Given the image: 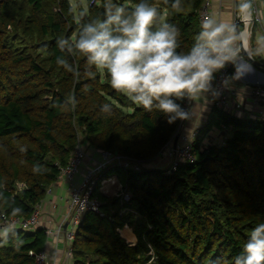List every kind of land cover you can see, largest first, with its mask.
<instances>
[{
  "label": "trees",
  "instance_id": "trees-1",
  "mask_svg": "<svg viewBox=\"0 0 264 264\" xmlns=\"http://www.w3.org/2000/svg\"><path fill=\"white\" fill-rule=\"evenodd\" d=\"M133 6L139 0H114ZM204 0H182L176 12L164 0H149L180 29L178 51H187L200 31ZM102 0H87L74 11L69 0H0V217L27 218L45 198L77 142L145 162L138 171L108 166L93 195L103 215L85 212L74 228L73 264H234L257 223L264 222V123L214 107L208 125L229 128L222 144L193 141L195 162L173 172L156 156L183 120L169 124L116 93L106 72L86 75V57L68 56L77 74L56 64L63 55L58 36L74 38L77 19L101 15ZM95 71V69H93ZM75 95L76 106H64ZM186 101H177L186 109ZM111 105V112L102 106ZM159 162L158 164L154 165ZM39 163L42 174L33 172ZM159 169V170H157ZM125 173L129 198L107 197L101 182ZM125 225L136 236L127 242ZM133 236V234H132ZM134 241V236L132 237ZM45 229L0 234V264H35L30 252L46 244Z\"/></svg>",
  "mask_w": 264,
  "mask_h": 264
},
{
  "label": "clouds",
  "instance_id": "clouds-1",
  "mask_svg": "<svg viewBox=\"0 0 264 264\" xmlns=\"http://www.w3.org/2000/svg\"><path fill=\"white\" fill-rule=\"evenodd\" d=\"M164 3L168 4V0ZM102 5L103 12L95 19L85 20L86 10L79 13V31L74 38L57 37L56 47L63 55L56 56V64L78 75L67 57L83 55L89 78L106 72L116 93L148 112L157 110L169 124L193 115L194 107L186 110L177 101L187 100L196 106L209 94L219 97L222 90L254 72L251 61L255 57H264V35L257 33L254 43L250 38L245 48L238 25L224 22L215 14L205 15L192 46L178 51L180 29L167 22L162 11L149 0H139L133 6L102 0ZM171 9L183 11L182 0H172ZM236 11L240 21L246 22L251 37L253 0H238ZM229 65L233 72H224ZM76 103L73 94L65 99L64 106L70 104L74 108ZM101 110L110 113L111 105L105 103ZM44 170L39 163L33 165L34 173L42 174ZM22 211L21 207H13L12 215ZM10 230H3L5 237ZM214 264L225 262L217 258ZM234 264H264V222L252 228L241 252L234 257Z\"/></svg>",
  "mask_w": 264,
  "mask_h": 264
},
{
  "label": "built area",
  "instance_id": "built-area-1",
  "mask_svg": "<svg viewBox=\"0 0 264 264\" xmlns=\"http://www.w3.org/2000/svg\"><path fill=\"white\" fill-rule=\"evenodd\" d=\"M211 0H204L202 3L198 18L199 23L205 15H211L210 12ZM254 19L252 26L260 24V18L257 13V8L254 5ZM237 18L238 14H237ZM240 21V19H239ZM244 25V32L246 36H249V31L246 30V22H239ZM251 26V27H252ZM232 66L229 65L224 69V72L230 73ZM219 83V77H217L216 84ZM238 93L236 89L229 88L222 90L219 97H214V106L228 112L230 109V100L233 97H237ZM250 98L256 104H260L264 98V81L256 82L251 85ZM189 101H186V109ZM238 107V104L236 105ZM264 123V116H259L256 118ZM177 141L174 143L173 138L165 144L158 152L156 159L159 162H164L162 167H165L166 172L170 173L175 171L179 166L192 164L195 162L196 158L193 154V141L196 139L198 131L196 129L185 133L177 132ZM99 160L95 163L92 169H88L80 183H75V178L80 172V168L86 157L85 148L80 142L74 146L70 153L68 162L64 167L60 169L59 175L56 181H63L66 185V193L68 197V210L67 218L72 226L68 231L63 229V225L59 224L54 228L45 229L46 236H52L56 239L63 237L66 247H65V260L57 261L50 257L49 253L43 248L39 252H30V255L34 257L35 264H73L72 262V248L71 243L74 239V228L79 222L81 215L85 212H94L99 215H103L101 212V203L96 196L93 195L95 187L98 183L99 176L104 172V170L111 165H118L124 169H130L133 171L140 170L141 167L145 166V162L133 160L126 158L117 153L110 152L108 150H103L99 152ZM111 178V177H110ZM108 178L101 182L100 192H103L102 188L105 182H109L111 179ZM55 181V182H56ZM54 182V183H55ZM53 183V184H54ZM51 187V186H50ZM49 190V189H48ZM117 196L123 199L129 198V193L125 189H121ZM54 207V205H53ZM40 223V207L39 204L35 206L32 213L27 218L1 215L0 217V234L3 233L4 229H22L31 231L39 227ZM121 229H119V232ZM121 234V233H120ZM123 237V236H122Z\"/></svg>",
  "mask_w": 264,
  "mask_h": 264
},
{
  "label": "crops",
  "instance_id": "crops-1",
  "mask_svg": "<svg viewBox=\"0 0 264 264\" xmlns=\"http://www.w3.org/2000/svg\"><path fill=\"white\" fill-rule=\"evenodd\" d=\"M238 0H211L210 12L211 14H215L218 19L236 24L237 18V11H236V4ZM256 6L257 13L260 18V24H256L252 26L250 29L251 37L246 36L244 32L243 25L241 23L238 24L239 29L241 30V39L244 41V47L247 48L249 39L253 37V30L255 27L258 28L261 35H264V0H253V6ZM249 31V30H247ZM256 61L264 64V57H255ZM254 72L248 74L244 78L235 81L231 88L236 89L238 95L237 97H233L230 100V109L228 110L229 114L240 116L242 118H252L256 119L259 116H264V98L262 99L260 104H256L250 98V90L251 85L256 82L264 81V67L263 66H253ZM233 72V68L231 69L230 73ZM238 104V107L236 106ZM193 108L192 112L193 115L188 120H183L180 132L188 133L194 129L198 131L203 127L208 125L209 119L212 116V110L214 106V97L212 95H208L207 100L197 101L196 106L193 102H189L187 109ZM215 133L211 135V132L206 134V137L201 143L202 147H206L208 142H210V138H214V144H222L224 143L225 139L231 136V131L229 128L221 127L215 125L214 127ZM85 148V147H84ZM89 150V151H87ZM86 154L87 152H91L90 156H86L83 161V164L80 168V172L75 178V183H80L84 173L88 169H92L95 165V162L99 160V152L96 150H90V148H85ZM156 160L154 161V165ZM115 178L118 182L119 186L115 188L114 192L111 194H107L104 191L101 192L107 197H115L117 196L118 192L124 187L123 183L119 180L118 176L114 175L110 179ZM106 183V182H105ZM105 183L104 186L105 187ZM68 197L66 193V185L63 181H56L54 184L51 185L49 190L46 193L45 198L40 202V223L39 226L48 229L54 228L59 224L63 225V229L69 230L72 228L68 218H67V210H68ZM54 205V207H53ZM129 228L134 236V241H129L126 237H124V232L126 229ZM121 235L127 242L135 243L136 236L133 233L132 229L125 225L121 228L120 231ZM46 244L45 250L49 253L50 257L57 260L63 261L65 260V247L66 243L63 237L56 239L52 236H46Z\"/></svg>",
  "mask_w": 264,
  "mask_h": 264
},
{
  "label": "rangeland",
  "instance_id": "rangeland-1",
  "mask_svg": "<svg viewBox=\"0 0 264 264\" xmlns=\"http://www.w3.org/2000/svg\"><path fill=\"white\" fill-rule=\"evenodd\" d=\"M70 1V3H71V5H72V7H73V9H74V11L76 12V11H78V8H80V7H82V8H84V9H86V7H87V0H69ZM257 33H259L260 34V32H259V30H258V28L257 27H255L254 28V30H253V37H252V41H253V43H254V41H255V37H256V35H257ZM258 58V57H257ZM187 110V109H186ZM214 127H215V125H207V126H205V127H203L202 129H200L199 130V139L201 140V141H203L204 140V138L206 137V134L207 133H209V132H211V135H213L214 133H215V129H214ZM210 142H208V144H211V143H214V138H210ZM90 150H94V149H90ZM87 151H89V150H87ZM90 156L91 155V152H87V154H86V156ZM86 158V157H85ZM97 162V161H96ZM95 162V163H96ZM159 162H157L156 164H158ZM163 169L162 170H164L165 171V167H162ZM118 178H119V180L123 183V181H124V178H125V173L124 172H122L119 176H118ZM107 184V185H106ZM119 186V184H118V182H117V185H112V184H109L108 182H106L105 183V187H103L102 188V190L104 189L106 192H107V194H111V193H113L114 192V190H115V188L116 187H118ZM126 235L127 236H132V232H131V230H129V232L127 231V233H126ZM133 237V236H132ZM148 264H156L155 262H154V260L153 261H151L150 263H148Z\"/></svg>",
  "mask_w": 264,
  "mask_h": 264
},
{
  "label": "water",
  "instance_id": "water-1",
  "mask_svg": "<svg viewBox=\"0 0 264 264\" xmlns=\"http://www.w3.org/2000/svg\"><path fill=\"white\" fill-rule=\"evenodd\" d=\"M102 12H103V6L101 7V13ZM236 24L237 25L239 24V20L238 19H236ZM238 30H240L239 27H238ZM251 63L253 64V66H256L257 65V66H263L264 67V64L263 63H260V62H258L256 60L251 61ZM177 137H178V134L176 133L175 136H174V139H173L174 143L177 141ZM157 170H159V169H157Z\"/></svg>",
  "mask_w": 264,
  "mask_h": 264
},
{
  "label": "bare ground",
  "instance_id": "bare-ground-1",
  "mask_svg": "<svg viewBox=\"0 0 264 264\" xmlns=\"http://www.w3.org/2000/svg\"><path fill=\"white\" fill-rule=\"evenodd\" d=\"M239 20V19H238ZM240 22V21H239ZM242 24V23H241ZM243 25V24H242ZM243 29H244V25H243ZM247 30V29H246ZM241 31V30H240ZM109 184H112V185H117V181L115 180V178H112L109 182H108ZM107 185V184H106ZM105 191V190H104ZM106 192V191H105ZM129 228H127L126 229V232H124V237H126L129 241H132L133 240V238H132V236L130 237V236H127L126 235V233H127V231L129 232Z\"/></svg>",
  "mask_w": 264,
  "mask_h": 264
}]
</instances>
